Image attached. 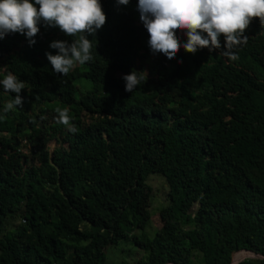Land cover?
<instances>
[{"label":"trees","instance_id":"trees-1","mask_svg":"<svg viewBox=\"0 0 264 264\" xmlns=\"http://www.w3.org/2000/svg\"><path fill=\"white\" fill-rule=\"evenodd\" d=\"M101 2L93 62L67 76L46 57L52 41L75 39L59 28L41 25L31 46L0 39V79L26 83L23 107L7 113L15 93L0 86V264H106L123 240L145 251L135 264H264V26L253 20L236 61L208 48L169 61L150 50L138 0ZM152 56L126 92L122 77ZM86 89L99 93L93 109ZM65 107L75 133L56 122ZM151 176L168 187L155 231L137 195Z\"/></svg>","mask_w":264,"mask_h":264},{"label":"clouds","instance_id":"clouds-1","mask_svg":"<svg viewBox=\"0 0 264 264\" xmlns=\"http://www.w3.org/2000/svg\"><path fill=\"white\" fill-rule=\"evenodd\" d=\"M116 2L126 6L130 0ZM137 8L149 34L150 50L163 54L169 61L177 57L181 48L193 55L204 48L210 52L219 49L220 55L236 61L239 57L234 50L247 43L245 33L253 20L258 18L264 26V0H138ZM106 22L101 0H0V39L19 33L26 36L30 46L35 45L41 25L59 28L65 35L75 37L71 43L52 41L50 48L57 53H46L53 72L62 76H67L77 64L94 59L89 37H95ZM179 32L186 35L187 42H181ZM147 76L146 70L135 69L124 75L125 91L132 93ZM0 86L5 92L15 93L5 104L4 113L23 107L21 93L26 88L25 81L8 71L0 79ZM55 111L56 122L75 133L77 128L72 123L70 109Z\"/></svg>","mask_w":264,"mask_h":264},{"label":"rangeland","instance_id":"rangeland-1","mask_svg":"<svg viewBox=\"0 0 264 264\" xmlns=\"http://www.w3.org/2000/svg\"><path fill=\"white\" fill-rule=\"evenodd\" d=\"M93 62V60L91 61ZM154 62V56L146 59L144 64L146 71L151 70L152 64ZM97 95L99 93L94 89H86V91L81 95V100L86 106L93 107L97 103ZM126 98L130 99L131 95L126 93ZM57 145V141L54 139L50 142L51 150ZM25 152L27 148H23ZM153 176V175H152ZM148 179V184H143L138 186V201H139V211L144 215L147 211L151 213V231H155L160 228L166 218L168 217V210L166 205L168 203V187L167 184L162 181L161 178L155 176ZM22 222L20 219L13 220L8 227H16ZM136 232L129 230L130 235H134ZM107 262L106 264H135L139 257L144 255L145 251L136 247L132 240H123L118 246H109L106 250ZM238 261L246 258H251L255 255L252 252L240 251L237 253ZM236 257V255H235Z\"/></svg>","mask_w":264,"mask_h":264},{"label":"built area","instance_id":"built-area-1","mask_svg":"<svg viewBox=\"0 0 264 264\" xmlns=\"http://www.w3.org/2000/svg\"><path fill=\"white\" fill-rule=\"evenodd\" d=\"M236 256H237V254H236ZM233 262L235 263V258H234Z\"/></svg>","mask_w":264,"mask_h":264},{"label":"water","instance_id":"water-1","mask_svg":"<svg viewBox=\"0 0 264 264\" xmlns=\"http://www.w3.org/2000/svg\"><path fill=\"white\" fill-rule=\"evenodd\" d=\"M231 264H234V262H232Z\"/></svg>","mask_w":264,"mask_h":264}]
</instances>
